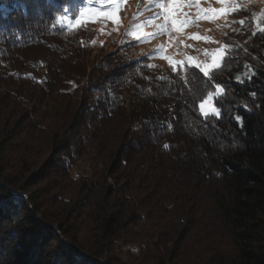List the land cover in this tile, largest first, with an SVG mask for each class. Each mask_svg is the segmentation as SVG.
Returning a JSON list of instances; mask_svg holds the SVG:
<instances>
[{"label":"trees","instance_id":"obj_1","mask_svg":"<svg viewBox=\"0 0 264 264\" xmlns=\"http://www.w3.org/2000/svg\"><path fill=\"white\" fill-rule=\"evenodd\" d=\"M99 1L0 0V264H264V6L205 74L94 54Z\"/></svg>","mask_w":264,"mask_h":264},{"label":"rangeland","instance_id":"obj_2","mask_svg":"<svg viewBox=\"0 0 264 264\" xmlns=\"http://www.w3.org/2000/svg\"><path fill=\"white\" fill-rule=\"evenodd\" d=\"M100 8H89L93 12L107 13L116 8V18L104 15H92L87 11V17L96 24V44L104 47L102 50L94 51V54H103L114 49L111 44L122 41V35L138 41V53L148 54L153 60L161 65L169 64L170 57L175 63L187 61L194 65L210 66L207 74L219 67L223 62V56L218 63L213 65L211 55L218 49H225L223 37L232 27L233 20L239 21V16L235 11L241 4L249 5L255 11L261 10L264 0H229L227 5H221L217 0H201L200 6L203 8H227V12L208 19L197 17L196 8L190 6L184 9L189 13L190 23L179 27L169 25L167 29L161 30L160 25L164 23L160 15L161 9L157 6V0H120L118 6L110 7L105 0L98 2ZM225 54V53H224ZM192 57V60L188 58ZM221 92V87H218ZM214 94H210L200 102L205 107L209 105L215 108L218 115L219 109L214 104ZM208 114H212L209 112Z\"/></svg>","mask_w":264,"mask_h":264},{"label":"snow or ice","instance_id":"obj_3","mask_svg":"<svg viewBox=\"0 0 264 264\" xmlns=\"http://www.w3.org/2000/svg\"><path fill=\"white\" fill-rule=\"evenodd\" d=\"M105 2L110 6H118L120 3V0H105ZM217 2L221 5H227L229 0H217ZM201 0H157V6L161 9L160 15L162 16L164 23L161 24L159 27L161 30L167 29L169 25L175 27L182 26L184 24L190 23L189 20V13L185 12L184 9L194 6L196 8V15L197 17H205L208 19L215 18L216 16H219L221 14H224L227 12V8H203L200 6ZM116 8L112 12L107 13H98L93 12L91 9H88V12L92 15H104L107 17H111L113 20L116 18ZM85 13L84 11L80 12V15L83 16ZM65 17L60 18V20H63ZM79 23V21H77ZM262 32H264V29H261ZM225 53V49H218L215 52L212 53H206V55H211L213 59V65L219 62L220 57H222ZM165 59H168L170 64H174L175 62L170 57H165ZM189 60H192V57L188 58ZM197 67H200L202 71L207 74L208 69L210 66L208 65H197ZM241 82V81H238ZM201 111L207 115L209 112H211L213 115H218L215 108H212L210 105L208 107H205L204 104H201L200 106ZM237 123L241 124L242 118L237 116ZM165 148L170 147L169 145H165Z\"/></svg>","mask_w":264,"mask_h":264}]
</instances>
